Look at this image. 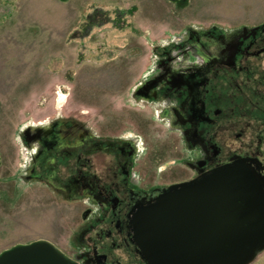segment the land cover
I'll return each mask as SVG.
<instances>
[{
  "label": "rangeland",
  "instance_id": "374dc122",
  "mask_svg": "<svg viewBox=\"0 0 264 264\" xmlns=\"http://www.w3.org/2000/svg\"><path fill=\"white\" fill-rule=\"evenodd\" d=\"M262 22L264 0H0V254L38 240L84 253L108 207L89 178L70 180L77 156L108 182L116 160L95 149L121 145L140 189L157 166L180 164L188 131L159 95L147 102L146 79L183 50L217 53Z\"/></svg>",
  "mask_w": 264,
  "mask_h": 264
},
{
  "label": "flooded vegetation",
  "instance_id": "af4514ba",
  "mask_svg": "<svg viewBox=\"0 0 264 264\" xmlns=\"http://www.w3.org/2000/svg\"><path fill=\"white\" fill-rule=\"evenodd\" d=\"M208 32L213 44L221 41L217 38L221 39L222 33ZM226 42V49L207 52L206 56L194 49L183 50L161 61L146 79L147 102H158L159 95L165 107L170 105L181 129L188 131L190 146L180 162L184 168L179 167V160L171 159L165 168L163 164L157 166L150 184L140 189L132 184L126 169V165L131 166L133 155L127 163L118 157L123 151L121 145L95 149L116 160L117 174L108 182L96 172H87L93 162L83 158V151L78 155L79 169L73 176L69 174L70 180L82 183L89 178L92 194L101 196L108 211L97 229L88 233L86 251L80 256L67 255L71 260L78 264H122L116 256L119 252L127 264H145L131 237L129 214L136 204L147 205L169 187L196 180L235 160H245L264 176V22ZM179 46L176 43L174 50ZM163 173L167 175L162 177ZM72 184L66 185L73 187Z\"/></svg>",
  "mask_w": 264,
  "mask_h": 264
},
{
  "label": "water",
  "instance_id": "95a60500",
  "mask_svg": "<svg viewBox=\"0 0 264 264\" xmlns=\"http://www.w3.org/2000/svg\"><path fill=\"white\" fill-rule=\"evenodd\" d=\"M145 264H252L264 253V176L235 160L173 185L129 214ZM0 264H78L38 240L0 254Z\"/></svg>",
  "mask_w": 264,
  "mask_h": 264
},
{
  "label": "trees",
  "instance_id": "16d2710c",
  "mask_svg": "<svg viewBox=\"0 0 264 264\" xmlns=\"http://www.w3.org/2000/svg\"><path fill=\"white\" fill-rule=\"evenodd\" d=\"M59 1H61V2H67V1H69V0H59ZM80 155V154H79ZM78 157V156H77Z\"/></svg>",
  "mask_w": 264,
  "mask_h": 264
}]
</instances>
